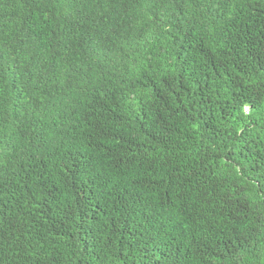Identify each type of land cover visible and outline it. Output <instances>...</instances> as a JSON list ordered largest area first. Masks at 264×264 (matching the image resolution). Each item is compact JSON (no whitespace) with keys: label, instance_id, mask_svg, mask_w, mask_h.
Instances as JSON below:
<instances>
[{"label":"trees","instance_id":"1","mask_svg":"<svg viewBox=\"0 0 264 264\" xmlns=\"http://www.w3.org/2000/svg\"><path fill=\"white\" fill-rule=\"evenodd\" d=\"M0 264H264V0H0Z\"/></svg>","mask_w":264,"mask_h":264}]
</instances>
